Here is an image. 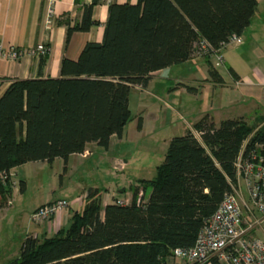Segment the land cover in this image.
I'll use <instances>...</instances> for the list:
<instances>
[{
	"label": "trees",
	"instance_id": "16d2710c",
	"mask_svg": "<svg viewBox=\"0 0 264 264\" xmlns=\"http://www.w3.org/2000/svg\"><path fill=\"white\" fill-rule=\"evenodd\" d=\"M94 4L83 6L82 20L67 28L66 41L74 31L89 29ZM257 7V0L109 4L101 42L86 43L75 60L64 58L58 77L15 78L1 94L0 172L56 158L66 163L90 142L106 149L110 136L121 137L131 119L133 86L146 87L152 73L194 57L200 41L220 50L231 35L244 32ZM212 53L200 57L216 79L207 59ZM194 130L200 138L187 130L169 140L154 178L128 187L127 204L116 199L102 205L100 189L89 188L69 226L49 237L26 236L18 256L5 264H169L175 248L194 245L204 221L233 190L244 141L243 156L256 144L264 152V117L256 126L241 118L215 125L205 115ZM19 186L24 190L22 181ZM12 190L9 178L0 180V204Z\"/></svg>",
	"mask_w": 264,
	"mask_h": 264
},
{
	"label": "rangeland",
	"instance_id": "374dc122",
	"mask_svg": "<svg viewBox=\"0 0 264 264\" xmlns=\"http://www.w3.org/2000/svg\"><path fill=\"white\" fill-rule=\"evenodd\" d=\"M257 9L250 25L242 33L241 45L222 47L218 51L222 60L211 54L222 77V85L205 84V82L201 85L202 81L198 83L193 79L208 76L204 57L197 56L189 63L173 65L154 76L145 91L138 88L130 90L128 104L131 119L126 125L123 141L116 153L109 155L107 160L97 157L85 160L95 164L92 170L85 167L67 169L61 158H56L51 163L29 162L16 168L15 171L18 173L12 177L15 185L11 196L7 198L10 204H6L8 201H5L3 209L0 208V264L18 256L21 244L29 230L27 224L35 223L31 221L30 215L36 206L60 197H66V200L71 202V198L78 194L81 186L89 188L98 184L101 190L114 189L116 195H121L116 190L117 187L122 189L127 186V182L136 184L141 179L154 178L156 167L163 161L169 140L189 130L187 125L193 123L192 115L198 117L208 113L213 114L214 121L218 122V120L240 114L228 108L227 100L225 102L223 100L224 90L228 92L227 86L234 84L226 67L231 65L243 76L244 72L250 73L246 66L264 67V58H261L264 55V4L261 3L260 8ZM224 61L227 62L224 64ZM179 82L194 86L197 91L178 89ZM256 108L250 104L245 110L246 114H250L248 118L250 123L255 126L259 124V116L264 115L262 111H258V114L254 112ZM256 115L258 118L254 119L253 116ZM139 119L141 123L143 120L146 123L141 135L137 136L135 131ZM192 129H194L193 126ZM153 130L155 131L149 134ZM111 156L120 159L115 165L122 171L112 170ZM121 164L123 166L125 164L124 168H121ZM21 180L26 182L22 191L19 186ZM75 184L78 185L75 191L67 190V187H74ZM240 184L244 192L242 180ZM113 200L116 199H108L112 202ZM83 205L80 207L78 204H72L66 210L69 211V215H72L75 209L81 210ZM69 223L68 219L65 226H69ZM256 234L264 238L263 234L257 231ZM169 264L188 263L180 258H171Z\"/></svg>",
	"mask_w": 264,
	"mask_h": 264
},
{
	"label": "crops",
	"instance_id": "0c3cea01",
	"mask_svg": "<svg viewBox=\"0 0 264 264\" xmlns=\"http://www.w3.org/2000/svg\"><path fill=\"white\" fill-rule=\"evenodd\" d=\"M93 1L96 4L92 6L91 9V20L93 23L90 25L87 31H74L69 39L66 41V32L67 28L73 26L74 24L79 23L82 20V11L84 5H89ZM138 0H0V43L4 49L14 46L18 49H28L35 47L38 44H45L49 46V51L45 56L44 60H41L39 55L32 56V55H25L20 57L17 60L9 61L0 56V96L3 91L7 88L10 84V81L15 78L19 79H29V78H47V77H58L60 75V65L61 61L64 58L75 60L78 58L82 48L86 43H99L102 41L103 38V30H104V23L107 20L108 16V5L111 3H131L135 4ZM258 7L260 8L261 3L264 4V0H257ZM257 7V8H258ZM258 10V9H257ZM51 13L53 18L51 23H48V14ZM252 20V19H251ZM242 36V34L240 35ZM238 45L233 46H239ZM193 58H190L184 63H189L192 61ZM264 58V55L261 56ZM206 61V58H203ZM211 63L214 69L217 71L218 75L219 71L217 69L216 64L214 63V56H209L207 58ZM227 61H224L225 64ZM207 63V61H206ZM173 66V65H172ZM171 68V66L164 68L162 70H158L152 73L150 80L159 75L161 72H164ZM231 69L229 70V74L233 80L234 84L227 86L228 92L224 90L223 100H227L229 104L228 108L233 109L234 111L240 112L237 116L232 118H241L245 120L248 124L250 120L248 119L250 114H246L245 110L250 104H253L256 108L254 112L258 114V111L264 112V67L256 66L254 68H248L250 73L246 74L244 72V76L239 74L231 65L226 67ZM207 74H208V64H207ZM251 74V76H249ZM218 76V77H219ZM216 77V79H210L208 74L207 77L204 78H196L198 83L201 85L205 84H214V85H222L223 80L222 77ZM149 80V81H150ZM149 82L146 87H141L140 85H135L132 88H138L145 91L148 88ZM187 87H192L190 90ZM178 89H185L186 91L196 92L197 89L194 86L186 85L185 83L179 82ZM226 88V87H225ZM236 93V94H235ZM231 96V100H230ZM222 98V97H221ZM227 108V109H228ZM254 110V109H253ZM208 116L209 120L217 125L218 122L214 121L213 114H205ZM204 115V116H205ZM193 119V123H189L187 126L189 130L194 127V124L197 123L203 116H191ZM264 117V115L253 116L254 119H260ZM226 118V119H232ZM224 120V119H223ZM166 122V121H165ZM164 122V124H166ZM146 121L143 120L140 127L138 124L136 125V133L137 136H140L143 132V128L145 126ZM127 125V124H126ZM123 130V134L121 137H117L116 135H111L109 138L108 147L106 149L98 146L95 142H90L86 145L85 150L82 153L71 154L66 163L67 169H80L85 167L86 169H93L95 164H91L88 161L91 157H97L101 160H107L109 155L115 154L117 151L118 146L121 144L124 138L125 128ZM155 130L151 131L152 134ZM86 152L87 154L83 156V153ZM120 161V159L111 156L110 162L112 165V170H118L115 163ZM38 162V161H35ZM42 163H47L45 161H40ZM123 162V161H122ZM29 162L22 164L13 168L15 173L16 168H20L28 164ZM126 164V162H124ZM98 167V166H97ZM127 167V165H126ZM66 169V170H67ZM122 171V169H120ZM119 171V170H118ZM18 175V174H17ZM242 180V179H241ZM240 180V181H241ZM22 181V180H21ZM20 181V182H21ZM240 181L236 183V188L240 192L242 198L244 199L243 192ZM243 181V180H242ZM19 182V183H20ZM24 187L26 185L25 181ZM78 183V182H77ZM127 188L123 187L122 189L116 188V190L121 195H116L114 189L109 190L104 189L101 190L99 185H95L89 188H97L101 191V202L102 205L110 203L112 201H108L110 198L114 199H130L131 198V191L129 190L130 185H134L132 182H127ZM244 183V182H243ZM79 185V183H78ZM78 185L75 184L74 187H67V190L70 192L75 191L78 188ZM89 188L82 187L80 190L78 189V194L74 195L71 200L72 204H78L80 207L84 204L87 190ZM123 190V192H122ZM56 199H66V197H60ZM56 199L47 201L51 202ZM41 203L40 205H43ZM38 205V207L40 206ZM0 208L3 209V204H0ZM37 208V206H36ZM36 208H33L32 211ZM78 210V209H75ZM69 211L64 210L57 216L53 217L51 220L44 222V223H37L35 224H27L28 233L27 236L33 237H41V236H51L55 233L60 227L65 226V222L69 219ZM256 231L263 234L264 236V226L252 230V234L262 240L264 238L259 237L256 234ZM4 248V246H2ZM13 259V258H12ZM9 261V260H8ZM6 263V262H5ZM4 263V264H5Z\"/></svg>",
	"mask_w": 264,
	"mask_h": 264
},
{
	"label": "built area",
	"instance_id": "2783aa9c",
	"mask_svg": "<svg viewBox=\"0 0 264 264\" xmlns=\"http://www.w3.org/2000/svg\"><path fill=\"white\" fill-rule=\"evenodd\" d=\"M48 23L53 18L48 14ZM242 43L241 36L233 34L222 47ZM45 44H38L28 49H18L10 46L4 49L0 43V56L14 61L25 55L40 57L48 53ZM219 51V50H218ZM218 51L211 48L206 41H200L194 49L193 56L209 55L213 52L222 60ZM196 132V133H195ZM193 134L200 138V132ZM248 138L243 143L236 161L237 182H244V199L236 186L227 193L216 211L207 218L199 230L195 243L190 248H175L173 256L180 258L188 264H264V240L254 236L252 230L264 226V152L262 144H256L247 155L244 154ZM87 153L84 152L83 156ZM121 164V168L124 166ZM120 169V168H118ZM16 173L13 169L0 172V180L12 179ZM142 192L139 193V198ZM6 204H10L7 200ZM138 199V203H139ZM66 199H56L37 207L30 215L31 221L44 223L57 216L72 205ZM117 204H127L128 200H117Z\"/></svg>",
	"mask_w": 264,
	"mask_h": 264
}]
</instances>
